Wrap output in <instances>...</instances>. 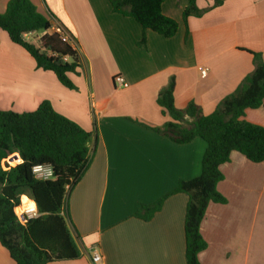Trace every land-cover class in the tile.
Returning <instances> with one entry per match:
<instances>
[{
	"label": "crops",
	"instance_id": "crops-1",
	"mask_svg": "<svg viewBox=\"0 0 264 264\" xmlns=\"http://www.w3.org/2000/svg\"><path fill=\"white\" fill-rule=\"evenodd\" d=\"M9 1L0 0V14ZM31 1L74 41L82 61L79 75L70 74L77 90L38 69L32 56L0 31V110L30 112L48 100L60 114L98 131L92 164L68 201L81 256L50 264H92L93 250L104 264H187L186 194L168 197L150 221L134 216L141 204L198 177L207 147L201 138L177 144L156 132L170 121L157 99L174 81L177 108L193 101L205 115L215 111L253 71L249 51L264 61V0H223L217 7L215 0H198L199 8H212L187 24L188 2L165 0L164 15L178 23L172 38L114 13L109 0ZM201 67L209 70L205 78ZM118 76L126 86L116 82ZM246 119L264 126V106L247 109ZM221 171L225 178L218 191L227 203L208 206L201 224L208 247L199 261L264 264V162L252 163L234 151ZM0 264H15L1 244Z\"/></svg>",
	"mask_w": 264,
	"mask_h": 264
},
{
	"label": "trees",
	"instance_id": "trees-1",
	"mask_svg": "<svg viewBox=\"0 0 264 264\" xmlns=\"http://www.w3.org/2000/svg\"><path fill=\"white\" fill-rule=\"evenodd\" d=\"M164 1L109 0L114 13L133 18L144 31L172 38L178 23L164 15ZM185 1L188 2L183 11L185 24L189 17H201L223 3L215 0L211 8L201 9L198 0ZM50 27L51 22L31 0H10L6 11L0 14V31H5L13 43L30 54L38 69L53 72L65 88L77 90L70 74L79 75L82 61L72 46L63 42L57 33L42 36L40 47L28 43L23 36L47 31ZM145 42L144 36L139 45ZM249 53L253 55V71L211 114L205 115L201 105L193 101L184 109L177 108L174 81L157 99L170 121L162 128H154L156 132L177 144L201 138L207 147L198 177L181 180L172 192L154 203L141 204L134 216L150 221L168 197L186 194L187 264H201L198 255L208 247L201 233L208 206L227 203L218 191L219 183L225 178L221 166L231 161L234 151L252 163L264 162V126L246 119L247 109L264 106V61L260 53ZM95 127L92 131L83 128L57 112L48 100L30 112L0 110V244L15 264H50L80 258L69 225L68 201L94 159L98 146ZM14 157L16 160L10 161ZM37 165L50 166L53 178L38 179L33 173ZM23 208L37 210L38 215L29 217Z\"/></svg>",
	"mask_w": 264,
	"mask_h": 264
},
{
	"label": "built area",
	"instance_id": "built-area-1",
	"mask_svg": "<svg viewBox=\"0 0 264 264\" xmlns=\"http://www.w3.org/2000/svg\"><path fill=\"white\" fill-rule=\"evenodd\" d=\"M43 33L42 36H44L45 34L49 33H57L58 35H60L61 39L63 42H66L68 44H70L72 46V49L74 51H76L78 54V50L76 49L75 45H74V41L72 40V38L67 34V32L64 30V28L62 27V25H60V23L57 22H51V27L49 30L41 32ZM36 35V33H31V34H24V38L27 40L28 38L32 37ZM38 39H41L42 36L38 35ZM65 60H68V57L64 58ZM208 68L206 67H201L200 68V74L202 78H205L208 76ZM116 82L121 85V86H126L125 80L123 79V77L118 76L116 78ZM33 173L34 175L41 180H48V179H52L53 178V170L50 166H43V165H37L33 168ZM25 213L29 216V217H34L37 216V210L35 211H31L28 212L27 210L25 211ZM91 262L92 264H104V259L103 256L97 251V250H93L91 253Z\"/></svg>",
	"mask_w": 264,
	"mask_h": 264
},
{
	"label": "rangeland",
	"instance_id": "rangeland-1",
	"mask_svg": "<svg viewBox=\"0 0 264 264\" xmlns=\"http://www.w3.org/2000/svg\"><path fill=\"white\" fill-rule=\"evenodd\" d=\"M38 35L36 34V35H34V36H32V37H30L28 40H27V42L28 43H30V44H32V45H34V46H36V47H40V39H38ZM30 40V41H29ZM27 196V195H26ZM28 198H29V196H27ZM31 199V198H30ZM21 201H22V198H21ZM31 201V200H30ZM29 201V202H30ZM23 212L25 213V211H24V208H23ZM26 214V213H25Z\"/></svg>",
	"mask_w": 264,
	"mask_h": 264
},
{
	"label": "water",
	"instance_id": "water-1",
	"mask_svg": "<svg viewBox=\"0 0 264 264\" xmlns=\"http://www.w3.org/2000/svg\"><path fill=\"white\" fill-rule=\"evenodd\" d=\"M16 160V157H14L13 159H11L10 161ZM24 216H22V220H23Z\"/></svg>",
	"mask_w": 264,
	"mask_h": 264
},
{
	"label": "bare ground",
	"instance_id": "bare-ground-1",
	"mask_svg": "<svg viewBox=\"0 0 264 264\" xmlns=\"http://www.w3.org/2000/svg\"><path fill=\"white\" fill-rule=\"evenodd\" d=\"M28 212H31V211H28Z\"/></svg>",
	"mask_w": 264,
	"mask_h": 264
}]
</instances>
